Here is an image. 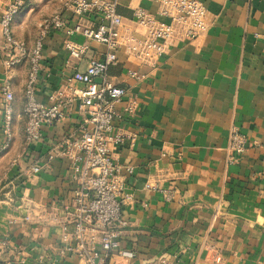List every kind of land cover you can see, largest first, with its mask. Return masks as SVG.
<instances>
[{
    "label": "crops",
    "instance_id": "1",
    "mask_svg": "<svg viewBox=\"0 0 264 264\" xmlns=\"http://www.w3.org/2000/svg\"><path fill=\"white\" fill-rule=\"evenodd\" d=\"M31 1L13 23L14 36L29 49L55 11L68 25L73 21L64 0L27 7ZM202 2L207 28L198 38L160 40V54H137L146 27L136 23L134 10L166 19L153 0H120L123 25L108 75L128 89L125 102H137L134 115L121 105L115 124L125 142L113 147L115 160L134 167L124 175L132 199L124 206L128 225L119 237V250L133 256L116 252L110 264H264V0ZM5 4L0 0V16ZM67 40L88 46L82 59L70 57ZM105 52V45L81 33L50 29L35 95L47 105L60 103L66 117L43 125L41 140L28 144L23 107L29 63L6 67L0 51V264H86L64 251L62 224L72 219L75 184L69 158L59 152L82 121L84 85L73 76ZM6 79L14 92V118L4 148ZM232 126L250 140L234 163L226 150ZM33 164L41 166L36 174ZM27 204L35 207L30 221L24 219Z\"/></svg>",
    "mask_w": 264,
    "mask_h": 264
},
{
    "label": "built area",
    "instance_id": "2",
    "mask_svg": "<svg viewBox=\"0 0 264 264\" xmlns=\"http://www.w3.org/2000/svg\"><path fill=\"white\" fill-rule=\"evenodd\" d=\"M158 4V15L142 8H136L133 16L138 25L146 27L145 39H138L137 54H157L162 51L160 40L198 38L207 28L204 20L205 7L202 0H153ZM26 0H6L0 16V51L4 65L11 67L22 61L29 63V78L25 87L24 137L30 144L41 140L43 125L52 126L66 117L60 103L47 105L35 95V86L42 58L43 38L52 27L64 28L68 35L81 33L87 39L106 46L103 58H90L84 71H77L73 79L81 82L82 121L79 131L61 141V155L70 160V177L74 187V212L67 224H62L65 242L64 251H70L85 260L86 264H110L112 256L132 257L133 252L119 250V237L127 227L128 220L123 214L127 201L132 195L126 192L124 175L133 172V166L119 163L113 158V147L125 142V137L116 128V119L125 114L134 115L136 100L125 98L128 89L115 84L108 75V69L117 62L122 16L118 12L120 0H66L64 11L71 13L72 25H68L60 12L42 23L39 37L32 49L18 40L13 33V23L20 14ZM70 57L80 60L88 50L67 40ZM131 50V49H130ZM135 75V74H133ZM3 129L7 137L4 148L13 137L14 92L9 79L2 86ZM62 94V93H60ZM69 99L68 101H71ZM126 103V105H125ZM250 140L237 126H232L226 150L229 162H237L245 153ZM54 154L49 156L53 159ZM41 170L39 164L30 167L31 174ZM29 213L25 221L36 216L35 207L26 205ZM72 226V228H70Z\"/></svg>",
    "mask_w": 264,
    "mask_h": 264
},
{
    "label": "rangeland",
    "instance_id": "3",
    "mask_svg": "<svg viewBox=\"0 0 264 264\" xmlns=\"http://www.w3.org/2000/svg\"><path fill=\"white\" fill-rule=\"evenodd\" d=\"M35 1H36V0H32L30 3H28L27 7H29V6L32 4V2H33V4H34ZM41 1L43 2L44 0H41ZM65 1H66V0L63 1V4H62L63 7H64V3H65ZM58 12H60V9L57 10V11H55L54 14H55V13H58ZM54 14H53V15H54ZM49 18H50V17H49ZM47 19H48V18H47ZM45 20H46V19H45ZM41 28H42V25H41Z\"/></svg>",
    "mask_w": 264,
    "mask_h": 264
}]
</instances>
